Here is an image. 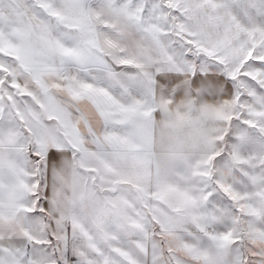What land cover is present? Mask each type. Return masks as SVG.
I'll use <instances>...</instances> for the list:
<instances>
[{"label": "snow or ice", "instance_id": "6c2138e0", "mask_svg": "<svg viewBox=\"0 0 264 264\" xmlns=\"http://www.w3.org/2000/svg\"><path fill=\"white\" fill-rule=\"evenodd\" d=\"M0 264H264V0H0Z\"/></svg>", "mask_w": 264, "mask_h": 264}]
</instances>
